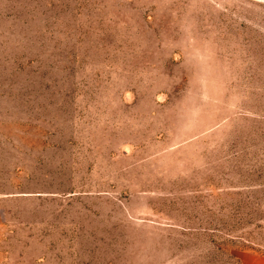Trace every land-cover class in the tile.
I'll list each match as a JSON object with an SVG mask.
<instances>
[{"label": "rangeland", "instance_id": "rangeland-1", "mask_svg": "<svg viewBox=\"0 0 264 264\" xmlns=\"http://www.w3.org/2000/svg\"><path fill=\"white\" fill-rule=\"evenodd\" d=\"M0 264H264V0H0Z\"/></svg>", "mask_w": 264, "mask_h": 264}]
</instances>
